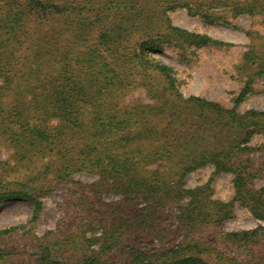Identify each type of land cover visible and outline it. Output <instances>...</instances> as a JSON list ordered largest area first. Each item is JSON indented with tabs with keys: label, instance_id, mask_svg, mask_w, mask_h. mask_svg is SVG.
I'll list each match as a JSON object with an SVG mask.
<instances>
[{
	"label": "trees",
	"instance_id": "trees-1",
	"mask_svg": "<svg viewBox=\"0 0 264 264\" xmlns=\"http://www.w3.org/2000/svg\"><path fill=\"white\" fill-rule=\"evenodd\" d=\"M178 8L229 23L231 15H264V0H0V139L17 163L47 158L34 175L64 180L87 171L122 196L109 204L110 218L107 208L95 212L102 230L84 231V241L71 246L86 248L78 257L56 256L57 242L43 243L34 263L19 264H213L197 238L222 228L236 204L264 220V159L249 156L264 141L248 144L264 131V109L239 111L244 95L226 107L180 90L156 51L232 43L175 24L169 13ZM245 59L264 74L263 53L250 50ZM138 88L153 101L125 103ZM207 164L213 175H234L231 200L215 198L211 180L185 185V175ZM10 199L30 200L36 214L43 206L34 190L0 184V204ZM166 212L185 238L176 246L163 245L172 233ZM17 227H0V239ZM133 235L162 245L154 253L131 242L126 249ZM218 241L244 250L230 264H264L263 224Z\"/></svg>",
	"mask_w": 264,
	"mask_h": 264
},
{
	"label": "rangeland",
	"instance_id": "rangeland-1",
	"mask_svg": "<svg viewBox=\"0 0 264 264\" xmlns=\"http://www.w3.org/2000/svg\"><path fill=\"white\" fill-rule=\"evenodd\" d=\"M169 14L179 26L232 43L230 46L206 44L187 48L166 45L156 51L155 56L175 70L180 90L186 96L200 95L226 107L235 106L236 98L244 95L236 105L239 111L264 109V74L257 75V70L250 67L245 59L250 50L256 51L258 55L264 54V15H231L229 23H224L191 16L185 8H178ZM246 30L253 31L254 36L247 35ZM123 101L135 103L153 100L146 96L145 89L138 88L125 96ZM255 134L248 144L254 146L264 141V131ZM250 153L249 156L264 159V149ZM14 154V149L0 139L2 189H32L43 206L36 214L30 200L10 199L0 204V227L18 226L16 231L0 239V264L6 259L12 264L34 263L41 254V244L53 242H57L53 247L56 256L78 257L86 248H79V252H76L71 246L84 241V231L85 237H89L91 233L100 235L102 230L97 229L92 222L97 215L95 212L102 210L104 215L107 208L110 218L114 207L109 204L122 196L106 192L100 176L87 171L75 173L71 179L64 180L52 174L34 175L44 169L47 158L23 164L16 162ZM214 171L215 167L211 164L201 166L184 176L185 185L195 187L211 180L213 196L225 201L231 200L235 193L234 175L228 172L213 175ZM262 184L263 181H257V185ZM97 199H101L100 202ZM165 214L167 228H171L172 233L163 245L176 246L185 238L176 231L177 221L173 212ZM259 224L264 225V220L256 218L248 207L236 204L222 228L208 230L197 241L209 247L210 253L206 257L213 264H230L240 255L239 251L244 250L224 245L218 241V237L227 231L250 229ZM127 239L125 246L134 244L148 253H154L162 245L154 237L133 235ZM92 247L94 249L96 245ZM125 248L128 249L127 246ZM88 253L91 254L90 251Z\"/></svg>",
	"mask_w": 264,
	"mask_h": 264
}]
</instances>
